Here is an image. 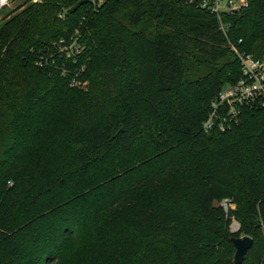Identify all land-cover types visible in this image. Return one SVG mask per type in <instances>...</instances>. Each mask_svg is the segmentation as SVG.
Returning <instances> with one entry per match:
<instances>
[{
    "label": "trees",
    "instance_id": "obj_1",
    "mask_svg": "<svg viewBox=\"0 0 264 264\" xmlns=\"http://www.w3.org/2000/svg\"><path fill=\"white\" fill-rule=\"evenodd\" d=\"M77 1L0 18V264H234L240 235L241 264H264V106L202 127L240 75L232 47L264 56V0L220 17L189 0Z\"/></svg>",
    "mask_w": 264,
    "mask_h": 264
},
{
    "label": "built area",
    "instance_id": "obj_2",
    "mask_svg": "<svg viewBox=\"0 0 264 264\" xmlns=\"http://www.w3.org/2000/svg\"><path fill=\"white\" fill-rule=\"evenodd\" d=\"M39 1V0H33ZM196 3L202 9L220 17L223 13L238 11L247 4V0H189ZM13 0H0V18L4 13L13 8ZM104 0H87L86 3L92 8L100 6ZM75 40L66 42L59 39L58 50L66 57H74L80 53V48ZM236 54L239 65L240 75L233 83L225 84L216 97L211 101V111L203 121L202 127L205 131L214 125L219 130H224L225 125L237 120L240 106L243 103L258 100L264 106V56L254 57L250 53L238 51L232 47ZM75 80H72V84ZM221 112V113H220ZM11 184V182H9ZM220 206L227 213L231 208V199L224 197L219 202ZM239 223L234 217L230 219L231 232L237 231Z\"/></svg>",
    "mask_w": 264,
    "mask_h": 264
},
{
    "label": "water",
    "instance_id": "obj_3",
    "mask_svg": "<svg viewBox=\"0 0 264 264\" xmlns=\"http://www.w3.org/2000/svg\"><path fill=\"white\" fill-rule=\"evenodd\" d=\"M87 0H78L73 6L72 9H76L80 5L84 4ZM234 245L235 251L233 254V263L241 264L242 261L247 256L248 250L252 247L253 239L248 235L242 236H233L231 238Z\"/></svg>",
    "mask_w": 264,
    "mask_h": 264
},
{
    "label": "rangeland",
    "instance_id": "obj_4",
    "mask_svg": "<svg viewBox=\"0 0 264 264\" xmlns=\"http://www.w3.org/2000/svg\"><path fill=\"white\" fill-rule=\"evenodd\" d=\"M23 0H13L12 2V6H17L20 4V2H22ZM75 87L77 88H80V89H85L86 88V85H87V82L86 81H83V80H77L75 81L74 83ZM236 207V204L234 202L231 201V208L234 209ZM228 230L231 232L230 230V222H229V225H228ZM242 236V235H240ZM233 254H234V251H233ZM63 264H72L71 262V258H69L66 262H64Z\"/></svg>",
    "mask_w": 264,
    "mask_h": 264
}]
</instances>
